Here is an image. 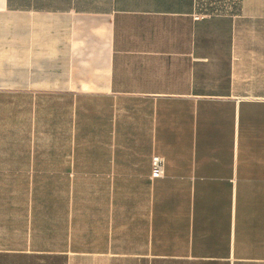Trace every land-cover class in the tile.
Instances as JSON below:
<instances>
[{"label":"crops","instance_id":"crops-1","mask_svg":"<svg viewBox=\"0 0 264 264\" xmlns=\"http://www.w3.org/2000/svg\"><path fill=\"white\" fill-rule=\"evenodd\" d=\"M206 1L0 0V264H264V0Z\"/></svg>","mask_w":264,"mask_h":264},{"label":"built area","instance_id":"built-area-1","mask_svg":"<svg viewBox=\"0 0 264 264\" xmlns=\"http://www.w3.org/2000/svg\"><path fill=\"white\" fill-rule=\"evenodd\" d=\"M202 18V16H195V19ZM164 160L162 157L154 155L150 161V178H158L163 176L164 172Z\"/></svg>","mask_w":264,"mask_h":264},{"label":"rangeland","instance_id":"rangeland-1","mask_svg":"<svg viewBox=\"0 0 264 264\" xmlns=\"http://www.w3.org/2000/svg\"><path fill=\"white\" fill-rule=\"evenodd\" d=\"M206 3H207V5L205 6L204 9H206L207 11L224 12L229 8V6L224 7V5L218 6L219 4L218 5L217 4H214V5L211 4V6H210V0L206 1Z\"/></svg>","mask_w":264,"mask_h":264},{"label":"trees","instance_id":"trees-1","mask_svg":"<svg viewBox=\"0 0 264 264\" xmlns=\"http://www.w3.org/2000/svg\"><path fill=\"white\" fill-rule=\"evenodd\" d=\"M207 4H202L201 5V8L203 9V11L206 13V14H210V13H220V12H217V11H207L206 9H204L205 8V6H206ZM214 5V4H213ZM218 5V4H217ZM210 6H211V4H210ZM218 6H220V5H218ZM225 7V6H224ZM231 7H236V6H231Z\"/></svg>","mask_w":264,"mask_h":264}]
</instances>
